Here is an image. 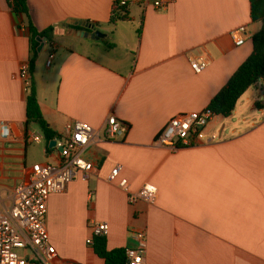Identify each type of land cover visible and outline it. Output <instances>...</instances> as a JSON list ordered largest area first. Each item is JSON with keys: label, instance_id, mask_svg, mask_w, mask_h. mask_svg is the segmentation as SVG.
<instances>
[{"label": "crops", "instance_id": "0c3cea01", "mask_svg": "<svg viewBox=\"0 0 264 264\" xmlns=\"http://www.w3.org/2000/svg\"><path fill=\"white\" fill-rule=\"evenodd\" d=\"M118 0H28L39 31L54 27L52 42L37 54L32 81L40 110L61 142L78 120L100 130L82 151L96 163L88 181L49 197L46 226L61 264H104L87 245L93 222L106 223L108 251L137 246L146 231V264H264V92L262 80L238 101L220 128L221 140L172 151L154 143L172 118L200 113L252 55L251 38L236 46L233 31L252 37L249 0H173L157 11L155 0H129L127 20L110 24ZM0 0V121L12 130L0 140V212L35 164L59 165L61 151L30 143L42 135L26 125L28 88L20 78L30 62L25 24ZM71 21L97 25L99 40L67 34ZM73 26L74 30H80ZM103 43H101V41ZM53 56L50 67L47 62ZM191 61L205 63L198 74ZM260 102L262 107L254 105ZM110 115L129 127L105 138ZM211 122L209 132H216ZM121 166L131 190L145 183L156 201L129 205L113 169Z\"/></svg>", "mask_w": 264, "mask_h": 264}, {"label": "built area", "instance_id": "2783aa9c", "mask_svg": "<svg viewBox=\"0 0 264 264\" xmlns=\"http://www.w3.org/2000/svg\"><path fill=\"white\" fill-rule=\"evenodd\" d=\"M173 0H155L152 5L155 10L167 9ZM129 0H118L114 6V13L129 6ZM252 37L245 26H241L232 32L231 38L236 46L242 45ZM53 56L47 62L51 66ZM206 64L191 61V67L200 74ZM30 66L24 67L20 78L29 88ZM215 115L208 109L203 112L184 113L172 118L154 145L175 151L179 148L199 147L204 144L219 142V131L209 132ZM105 138L116 140L124 137L129 130L126 123L116 116L110 115L104 123ZM100 130L94 129L82 121H72L65 126V138L57 141L55 148L62 150L59 165L34 164L24 180L14 189L12 206L9 211L0 212V264H61L57 261V252L50 243L49 232L46 226V214L48 213L49 197L53 194H61L68 190L70 183L80 179L88 181L92 173L97 169L95 162L82 156L85 147L99 137ZM12 137V130L7 122L0 121V140L6 141ZM41 135L27 136L30 143L40 144L44 141ZM121 166L113 169L109 176V182H116L122 190L129 205H135L139 201L153 204L156 201L158 189L145 183L136 191L131 190L126 178H119ZM91 237L87 245L93 246L95 238L106 237L109 226L106 223L93 222L91 224ZM137 246L126 249V264H146L147 233L137 231L133 234Z\"/></svg>", "mask_w": 264, "mask_h": 264}, {"label": "trees", "instance_id": "16d2710c", "mask_svg": "<svg viewBox=\"0 0 264 264\" xmlns=\"http://www.w3.org/2000/svg\"><path fill=\"white\" fill-rule=\"evenodd\" d=\"M250 3V21L252 23H262L260 31L251 37L252 55L243 62L237 71L233 74L226 86L208 104L207 109L215 116L229 118L235 111L239 99L258 81L262 80V90L264 92V0H249ZM8 7L25 24V30L28 34L30 52V81L28 88V97L26 98V125L34 124L41 131L48 150L52 140L59 139V135L54 131L47 120L44 118L38 104L37 89L32 81L35 61L37 59L38 47L40 46L37 38H46L48 42L53 40L54 27L39 31L32 21L28 0H8ZM127 20V8H122L112 14L111 25ZM92 25V24H91ZM93 26L96 28L97 25ZM81 29V27H77ZM90 32V31H88ZM262 104L257 102L254 106L260 108ZM94 250L97 256L102 259L104 264H126L127 258L123 248L108 251L106 248L105 237L95 238ZM39 264V263H32Z\"/></svg>", "mask_w": 264, "mask_h": 264}, {"label": "water", "instance_id": "95a60500", "mask_svg": "<svg viewBox=\"0 0 264 264\" xmlns=\"http://www.w3.org/2000/svg\"><path fill=\"white\" fill-rule=\"evenodd\" d=\"M262 23H260V26L262 27ZM73 26H79L81 27L80 30H74ZM65 28L68 30L67 34L72 35L79 38L84 39H91V40H99L105 37V34L101 33V31L97 30L93 25L90 23H87L85 21H71L69 22ZM90 31V32H88ZM39 41L40 46L38 47V54L42 52L45 43L47 42L46 38H37ZM57 145V140H52L49 144V148H54ZM62 152V150H60Z\"/></svg>", "mask_w": 264, "mask_h": 264}, {"label": "rangeland", "instance_id": "374dc122", "mask_svg": "<svg viewBox=\"0 0 264 264\" xmlns=\"http://www.w3.org/2000/svg\"><path fill=\"white\" fill-rule=\"evenodd\" d=\"M100 41L101 43H103L102 40ZM212 123L215 124V128L217 129L216 131H218L223 126V124L227 123V121L221 120L219 117H214V119L212 120Z\"/></svg>", "mask_w": 264, "mask_h": 264}]
</instances>
